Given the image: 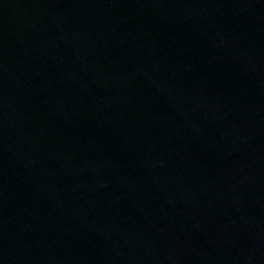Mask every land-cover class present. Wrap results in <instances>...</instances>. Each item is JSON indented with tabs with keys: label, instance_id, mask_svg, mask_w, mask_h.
Returning a JSON list of instances; mask_svg holds the SVG:
<instances>
[{
	"label": "water",
	"instance_id": "water-1",
	"mask_svg": "<svg viewBox=\"0 0 264 264\" xmlns=\"http://www.w3.org/2000/svg\"><path fill=\"white\" fill-rule=\"evenodd\" d=\"M0 264H264V0H0Z\"/></svg>",
	"mask_w": 264,
	"mask_h": 264
}]
</instances>
